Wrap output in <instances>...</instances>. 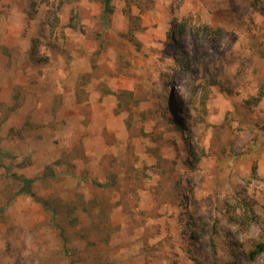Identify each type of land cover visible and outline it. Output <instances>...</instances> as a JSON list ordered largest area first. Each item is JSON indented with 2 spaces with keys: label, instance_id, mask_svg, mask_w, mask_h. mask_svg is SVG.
I'll use <instances>...</instances> for the list:
<instances>
[{
  "label": "rangeland",
  "instance_id": "rangeland-1",
  "mask_svg": "<svg viewBox=\"0 0 264 264\" xmlns=\"http://www.w3.org/2000/svg\"><path fill=\"white\" fill-rule=\"evenodd\" d=\"M102 1L0 0V264H264V0Z\"/></svg>",
  "mask_w": 264,
  "mask_h": 264
},
{
  "label": "trees",
  "instance_id": "trees-1",
  "mask_svg": "<svg viewBox=\"0 0 264 264\" xmlns=\"http://www.w3.org/2000/svg\"><path fill=\"white\" fill-rule=\"evenodd\" d=\"M112 1L113 0H103L102 1L101 17L103 20H105L107 16L112 13ZM0 154H1V150H0ZM251 175L252 177H256L257 175V164L256 163H254L251 167ZM13 177L16 178L18 182L20 183V188L17 192L18 195L20 194V195L27 196L31 198L34 202L40 203L43 207L45 208L48 207L47 202L42 200L41 198H38L32 191V184H33L32 179H28L23 176H16L15 174H13ZM261 254H264V241L259 242L254 246L253 250L249 253V257L251 259H254Z\"/></svg>",
  "mask_w": 264,
  "mask_h": 264
}]
</instances>
